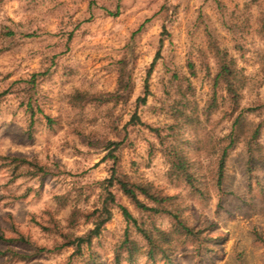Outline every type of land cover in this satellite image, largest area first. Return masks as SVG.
I'll list each match as a JSON object with an SVG mask.
<instances>
[{
    "label": "rangeland",
    "instance_id": "374dc122",
    "mask_svg": "<svg viewBox=\"0 0 264 264\" xmlns=\"http://www.w3.org/2000/svg\"><path fill=\"white\" fill-rule=\"evenodd\" d=\"M118 2L119 16L100 8L114 9ZM263 17L264 0H1L0 93L49 65L53 56L56 63L39 85L41 112L33 126L15 94L0 97V158L24 157L47 168L45 174L29 175L32 165H21V175L15 177L13 162L0 159V233L13 237L18 230L29 239L13 246L29 257L2 254L0 264H115L126 231L142 250L135 260L124 257L121 264H264V166L250 173L245 146L237 143L226 158L219 190L216 161L232 122L225 92L209 115L204 110L217 69L207 30L248 79L243 106L264 104ZM122 59L131 73L128 96L117 103L84 106L72 101L77 92H113ZM174 73L183 78V88L190 80L189 99L180 100ZM144 96L145 102L139 100ZM186 100L197 106L196 113L190 107L179 113L175 137L170 129L174 108L182 110ZM186 115H192L190 122ZM245 117L249 126L264 120V107ZM259 141L264 147V124ZM167 145H179L190 160L199 190L172 174ZM114 167L133 181L151 182L174 196V209L202 231L200 236L214 238L211 246L199 252L197 238L176 233L170 258L159 253L150 260L144 251L147 241L127 222L120 204L149 229L170 231L172 218L147 219L117 186L110 188L116 198L110 205L112 218L100 233L80 250L62 246L61 232L74 239L94 228V220L86 221L84 214L102 207L108 195L102 181ZM36 247L45 250L37 252ZM6 249L0 245V253Z\"/></svg>",
    "mask_w": 264,
    "mask_h": 264
},
{
    "label": "trees",
    "instance_id": "16d2710c",
    "mask_svg": "<svg viewBox=\"0 0 264 264\" xmlns=\"http://www.w3.org/2000/svg\"><path fill=\"white\" fill-rule=\"evenodd\" d=\"M93 3L95 2H92V4ZM100 8L110 16L116 17L121 13V4L119 2L114 9L108 8L105 5L100 6ZM90 19L91 17L88 18L87 21ZM260 31L264 34V17L260 26ZM207 32L208 48L216 61L217 69L211 79L212 94L209 100V105L204 107V110L206 111L205 114L209 115L210 112H212V110H214V108L218 105L219 96H224L220 94V92L223 91L225 92L224 99L226 101L225 111L232 120L230 131L225 136L226 142L220 145L216 161L217 165L214 180L215 185L219 190H221L225 173L226 158L228 157L230 150L234 148L237 143H243L245 146L248 154L247 169L250 173L255 170L256 166H264V147L259 141L264 120H261L256 124L251 123L253 125L249 126L248 124L250 122L248 123L247 118L245 117L246 112L257 111V109L264 107V104L259 106L257 105L255 107L243 106L242 92L245 87H247L248 79L243 74L242 69L237 67L236 60L233 57H230L225 49L220 48L211 31L207 30ZM7 34L13 36L14 33L12 32V29L8 28ZM26 35L31 36L32 34ZM49 63V65L44 66L39 71L31 73L27 78L15 80L9 88L4 90L5 92L0 93V97L8 93H13L20 99L25 112L29 115L30 127L34 124L35 116L39 113V111L41 112L39 104V85L52 73V67L56 63L54 56ZM189 66L192 71L191 73L196 75L194 64L190 63ZM129 69L128 62L125 61V59L120 60L118 85L113 92L99 94L77 92L72 96V101L79 106H84L88 103L106 104L111 101L116 103L120 102L128 96L132 90L131 73ZM262 70L264 72V54L262 56ZM151 71L152 68L149 69L148 75H150ZM171 79L176 81L178 84V88L182 96L180 100L189 99L187 94H190L192 91V88L190 87V80H188L186 87L183 88L181 82L183 79L182 77H179L176 73H174ZM261 83H264V76ZM146 87H148V85H146ZM146 91L148 90L146 89ZM139 100L145 102L146 96L140 97ZM188 107L192 109L191 112L194 114L196 113L195 109H197V106L193 105L190 100H186L185 105L182 106V110H180L179 107L174 108L175 112L173 115L176 117V120L174 124L170 125V129L172 130V135L175 137L177 136L175 134L180 130V121L178 120L179 113L185 114L184 109H187ZM186 117L188 119L187 122H190L192 115H186ZM48 119H50V121L52 120L51 117H48ZM156 131H158V129ZM158 134L160 136V133ZM160 138L163 140L164 137L160 136ZM118 146L119 144L116 143L115 147L117 148ZM165 153L171 162L170 171L172 174L182 177L194 190H199L200 188L195 183L198 178L192 170V163L180 149L179 145H167ZM0 159H9L13 162L14 166L12 172L15 177L21 175L19 167L26 164L32 165V168H27L26 170L29 175H39L47 172V168L42 164L30 161L24 157L2 156ZM102 184L108 191V195L105 198L102 207L84 214L86 221L94 220V228L90 229L86 236H78L74 239L71 238V234L61 232V236L65 239L62 246L76 245L77 250H80L83 243H90L92 237L97 236L100 233L101 227L112 218L110 205L116 201L115 195L110 190L113 186H117L118 189L129 199L131 204H133L139 212H142L147 216V219L156 215H167L172 218V227L170 231L157 227L149 229L145 227V224L142 222L143 220L141 221V219L139 220L135 217L126 205L120 204V209L127 222L133 224L136 230L147 241V247L144 251L150 260H155L159 253H162V256L164 257L170 258L171 252L169 249L171 248H169V246L174 240V237L172 236L176 233L190 238H197L200 241L198 248L199 252L206 250L211 246L210 242L213 241L214 238L210 237L209 239L208 236H200L202 231L197 230L194 226L188 225L182 219L180 211L174 209V196L165 194L151 182L143 183L133 181L127 174L118 171L114 167L111 177L103 180ZM78 212L79 211H76L70 216L71 223H75L79 215L77 214ZM15 231L16 236L13 237H7L4 233H0V245L7 246V249L3 250V253L1 252L0 255L4 254L10 256V258L19 257L20 259L29 257L28 254L13 248V246L18 242L29 243V239L23 233L18 230ZM153 231H155L157 235L153 234ZM206 240L209 241L207 244H205ZM36 248L37 252L45 250L44 247ZM140 249L141 248L138 243L135 240L130 239L129 232L126 231L123 241L120 243L118 248H116L115 264H121L124 257L129 261L135 260V254ZM123 253H126L127 256H123Z\"/></svg>",
    "mask_w": 264,
    "mask_h": 264
}]
</instances>
